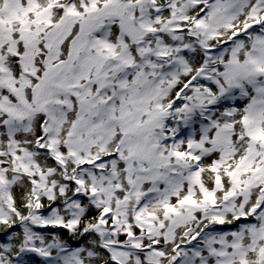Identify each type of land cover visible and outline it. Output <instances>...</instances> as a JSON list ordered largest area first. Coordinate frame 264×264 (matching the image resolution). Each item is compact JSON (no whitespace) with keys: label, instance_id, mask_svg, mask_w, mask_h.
Masks as SVG:
<instances>
[{"label":"snow or ice","instance_id":"6c2138e0","mask_svg":"<svg viewBox=\"0 0 264 264\" xmlns=\"http://www.w3.org/2000/svg\"><path fill=\"white\" fill-rule=\"evenodd\" d=\"M0 264H264V0H0Z\"/></svg>","mask_w":264,"mask_h":264}]
</instances>
